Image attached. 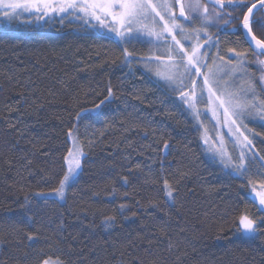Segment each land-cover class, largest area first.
<instances>
[{"label": "trees", "instance_id": "1", "mask_svg": "<svg viewBox=\"0 0 264 264\" xmlns=\"http://www.w3.org/2000/svg\"><path fill=\"white\" fill-rule=\"evenodd\" d=\"M104 35L59 17L0 21V264H264V224L254 238L237 231L241 215H260L251 198H240L258 166L243 178L229 175L206 153L180 93L153 83L139 60L113 63L120 48ZM134 48L137 57L152 52L147 43ZM108 86L116 93L108 119L82 121L76 133L85 155L66 200L33 197L40 210L24 219L25 196L56 187L66 170L75 113L92 108ZM248 125L264 157V127ZM165 141L170 150L158 154ZM165 178L180 181L174 203L158 191ZM125 192L128 200L120 198ZM136 201L158 203L153 218L132 216ZM120 203L131 211L118 215ZM113 215L105 228L103 218Z\"/></svg>", "mask_w": 264, "mask_h": 264}, {"label": "snow or ice", "instance_id": "2", "mask_svg": "<svg viewBox=\"0 0 264 264\" xmlns=\"http://www.w3.org/2000/svg\"><path fill=\"white\" fill-rule=\"evenodd\" d=\"M176 4L180 5L179 15L172 10ZM245 7H247L246 0H206L203 4L201 0H0V9H3L0 11V17L6 21L19 19L25 14L28 16L35 14L37 21L59 17L61 23L65 20L76 21L82 28L90 27L103 31L105 35L102 38L112 40L120 48L113 63L118 61L120 64L131 66L134 60L142 61L144 73H154L155 80L152 82L179 92V100L189 109L202 100L206 90L209 104L214 106L213 114L223 110L225 116L223 126L229 127L231 133L232 126L237 125V119H240L241 123L243 119L258 120L264 127V104L249 105L238 99L239 96L250 95L254 89L253 84H249L248 88L241 89L238 93H232L223 91L219 83L220 77L229 74V68H233L235 71L236 67H243L247 62L248 55L247 51L238 52L232 48H229L226 54L221 55L219 33H239L240 39L249 45L252 53L257 57L264 56V38H258L253 31L254 26L259 24L260 30L264 34V16L258 20L255 15L258 7L264 9V0H258V4H252L251 7H247V11H243ZM240 12H243L242 19ZM193 23H198L199 27H193L187 31L185 26ZM211 28L217 30L215 37L209 34ZM137 43L166 46L162 54L166 58L161 59L160 56L137 57L134 48ZM125 45L132 46V50H129V47ZM213 47L216 48L215 53L212 52ZM225 56L228 57L227 60ZM233 58L239 62L238 66L231 64ZM260 65H264V60L257 61V66ZM201 78L203 79L202 84ZM188 81H192L189 89L191 99H189L188 92H180V89L189 87ZM106 91L107 95L103 99H99V102L92 108L81 107L75 113V123L68 132L73 146L64 156L66 170L59 178L56 187L47 192L41 191L25 196V203L21 205L25 214L24 219H33L40 210L33 197L43 198L45 201L49 197L56 201L66 200L67 189L78 178L82 170V157L85 155L76 143V133L79 131L82 121L87 120L89 121L88 126H94V122L99 121L101 117L108 119L106 110L116 93L111 86H108ZM253 109H257V111L254 113ZM196 115H199V112ZM251 135L252 139L249 138V135L241 132L239 126H236V142L241 148L238 163L232 160L223 146L218 153L214 152L211 158L216 160L219 156V163L229 175L243 178L249 171L247 161L257 158V153L251 149L254 147V140L259 136V133H251ZM170 148L171 145L165 141L158 154L166 155ZM260 159L264 160V157H260ZM137 167L141 166L137 165ZM161 170L163 171V165ZM51 179H56V173H53ZM119 179L124 187L131 183L127 176ZM179 184V180L170 183L169 179L165 178L162 189L158 191H163L166 201L174 203L179 192ZM243 188L242 185L240 198H251L260 215L258 217L241 215L237 231L241 236L254 238L260 234L258 231L260 225L264 224V190L258 191L253 186L250 192L244 193ZM260 188L264 189V184H261ZM109 196L115 199L117 189L113 188ZM120 198L128 200L129 193H123ZM136 205L138 206L137 210L132 212V216L143 211L149 218H153L150 209L159 207L156 202L142 205L140 201H136ZM131 207L127 203H120L115 208V212L122 216L125 212L131 211ZM28 213L32 215H28ZM116 219L115 215L105 216L102 224L105 228H109L116 223ZM18 222L22 223L23 220ZM27 239L31 242L36 237L32 233H28ZM44 264H51V262L45 261Z\"/></svg>", "mask_w": 264, "mask_h": 264}, {"label": "rangeland", "instance_id": "3", "mask_svg": "<svg viewBox=\"0 0 264 264\" xmlns=\"http://www.w3.org/2000/svg\"><path fill=\"white\" fill-rule=\"evenodd\" d=\"M201 3L202 4L204 3L203 0H201ZM177 5L179 6L177 8V10H175V8L172 9L173 11L176 12V14H178V9L180 10V5L179 4H177ZM0 11H3V9H0ZM27 16L28 15L25 14V15L21 16L20 18L27 17ZM29 17H32L34 20H36L35 14H33ZM14 20H17V19H14ZM14 20H12V21H14ZM0 21L5 22L6 20L3 17H0ZM41 21H44V20H41ZM6 22H9V21H6ZM185 27H186L187 31H190L193 27H199V24L193 23L192 26L186 25ZM100 32L104 33L103 31H100ZM177 38L179 39V37H177ZM165 49H166V46H164V45H160V46L152 45V52L147 57H149V56H151V57L160 56L161 59H165L166 57H164L162 55L163 52L165 51ZM141 63H142V61H141ZM209 63H211V61H209ZM231 64L233 66H238L239 62L233 58L231 60ZM142 65H143V63H142ZM153 68H155V65H153ZM228 72H229L228 75H224V76L219 78L220 87L223 91L238 93L241 91V89H246V88H248L249 84H251V81L249 79L247 71L245 70L244 67H236L235 71L233 70V68H229ZM150 75L153 78H155L154 73H151ZM259 80H260V84H261V86L258 87L260 89L259 94H262V93L264 94V73L263 72L260 73ZM187 83H188L189 87L184 88V89H180V92H188L189 93V99H191V92L189 89L191 87L192 81H188ZM202 83H203V79L201 78V84ZM197 91H199V89H197ZM255 96H256V94H254V90H252L250 95L239 96L238 99L241 102L249 104V105L256 104L257 106H259L261 104H264L260 100H257V98ZM213 108H214V106L209 104L208 93L205 90L202 100L195 103L193 105V107L190 109L191 113L193 114V116H194V118L198 124V127L200 128L202 143L206 149V153L208 154V156L212 157V154L214 152L218 153L221 146H223V148L225 149L227 154L232 158V160L234 162L238 163L241 148H240L239 144L236 142L235 128H236V126H239L240 131L244 132L246 135H249V138L252 139L251 131L249 129L248 124L259 122V121L258 120L253 121V120H249V119H243V122L241 123L240 119H237V125L232 126V131L230 133L229 127L223 126L225 124V116H224L223 110L221 109V110L217 111L216 114L214 115L213 110H212ZM256 111H257V109H253L254 113ZM197 112H199V115H196ZM68 139H69L70 148H71L73 146V141L69 137H68ZM241 139H242V137H241ZM205 141H207V143H205ZM76 143L79 145L78 140H76ZM251 151H254L256 153V151L253 148L251 149ZM216 160L219 162V156H217ZM247 163H248L249 170L253 166V164H256L259 168L258 171H260L258 176H257L258 179H252V182L250 185V191H251L253 186H255L258 191L264 190V189L260 188V185L264 184V161L262 159H260V157L257 154V158L250 159L247 161ZM46 261H50L51 264H61L59 261H56V260H46Z\"/></svg>", "mask_w": 264, "mask_h": 264}, {"label": "flooded vegetation", "instance_id": "4", "mask_svg": "<svg viewBox=\"0 0 264 264\" xmlns=\"http://www.w3.org/2000/svg\"><path fill=\"white\" fill-rule=\"evenodd\" d=\"M203 2L205 3L206 0H203ZM246 3H247V7H251L252 4H258V0H246ZM178 7H179L178 5L175 6V10H177ZM247 7H245L243 9V11H247ZM179 11L180 10L178 9L177 15H179ZM255 15H256L257 19L259 20L262 16H264V9L258 7L256 12H255ZM242 17H243V12H240V18L242 19ZM190 26H192V25H190ZM253 31L257 35L258 38H264V34H262V32H261L259 24L254 26ZM209 34H211L215 37L217 35V30L215 28H211V29H209ZM226 36H232L233 38L236 39V42L223 44ZM219 41H220L221 55L226 54L228 52L229 48L235 49L238 52H246V51L248 52V55L246 58L247 62L244 64L243 67L247 71V74L249 76L251 84L254 85L253 90H254V94H256L255 97L257 98V100H260L262 103H264V94L263 93L259 94L260 89L258 88L259 86H261L259 77H260L261 72L264 73V65H260L259 67L257 66V61L264 60V56L257 57L254 53H252L249 49V45L247 43H244L240 39L239 33L228 34V33L221 32V33H219ZM212 52L213 53L216 52L215 47L212 48ZM225 57H226V59H228L227 56H225Z\"/></svg>", "mask_w": 264, "mask_h": 264}]
</instances>
